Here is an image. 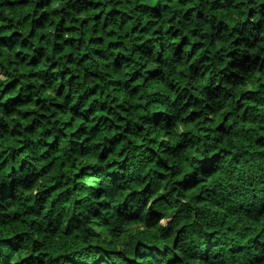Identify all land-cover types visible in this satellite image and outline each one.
<instances>
[{
  "label": "trees",
  "instance_id": "trees-1",
  "mask_svg": "<svg viewBox=\"0 0 264 264\" xmlns=\"http://www.w3.org/2000/svg\"><path fill=\"white\" fill-rule=\"evenodd\" d=\"M0 264H264V0H0Z\"/></svg>",
  "mask_w": 264,
  "mask_h": 264
}]
</instances>
